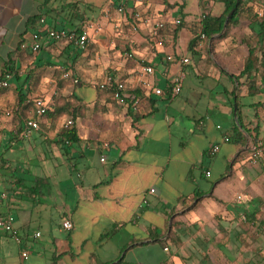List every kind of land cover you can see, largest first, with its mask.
I'll return each instance as SVG.
<instances>
[{"label":"crops","instance_id":"1","mask_svg":"<svg viewBox=\"0 0 264 264\" xmlns=\"http://www.w3.org/2000/svg\"><path fill=\"white\" fill-rule=\"evenodd\" d=\"M224 10L222 0H0V79L9 76L0 107L13 112L0 115V147H7L0 167L14 172L3 178L0 215L15 216L21 260L28 249L30 264H189L185 253L206 225L214 250L224 256L232 238L244 243L239 251L245 254L248 239L264 246V234L255 231L264 218V166L248 160L252 141L264 143L263 68L242 75L259 31L250 15L264 16V0H242L224 35H200L190 49L201 21ZM136 11L165 24L160 38L138 25ZM43 24L86 31L89 44L77 50L43 34L34 51L33 33ZM260 46L256 55L262 58ZM183 56L188 63L181 64ZM143 65L154 73L144 77ZM110 70L141 99L136 110L99 88ZM178 73L182 90L171 95ZM252 78L260 89L255 95L247 85ZM156 87L164 90L161 96L153 94ZM37 97L50 109L73 98L80 104L75 114L39 116ZM70 117L76 141L62 135ZM28 119L39 121L40 129L24 138ZM212 164L224 175L204 191L200 179L212 177ZM227 180L236 188L230 201L216 196ZM65 219L72 222L69 230ZM46 224L50 232L43 238ZM172 227L179 247L164 243ZM4 236L12 235L0 229L1 261L12 253Z\"/></svg>","mask_w":264,"mask_h":264},{"label":"built area","instance_id":"2","mask_svg":"<svg viewBox=\"0 0 264 264\" xmlns=\"http://www.w3.org/2000/svg\"><path fill=\"white\" fill-rule=\"evenodd\" d=\"M120 12H124V7L121 6L118 8ZM132 17L135 19V21L139 24L144 23L150 30V35L154 37L155 39H158L161 37L160 30L164 28L165 24L162 21L151 23L150 18H144L143 14L139 11L133 12ZM203 18H205V15H203ZM45 19L41 18V23H44ZM45 34L48 38L54 39V40H65L68 41L70 44H72L77 50H84L87 48L89 44V34L88 32H80L78 33L75 30H68L66 28H48L46 25H42L41 28L37 29L33 33V43H32V49L34 51H37L41 47V36ZM204 36V34H201ZM127 58H132L133 53L129 52L126 53ZM168 60L173 59L172 56L167 57ZM181 64H186L189 62V58L186 56L181 57L180 59ZM142 75L144 77H148L154 73V67L152 65H143L142 66ZM66 77L72 78L74 81H77V79H74L73 76H71L70 73L65 74ZM9 76H6L4 79H0V89L5 88L9 86ZM147 84V83H146ZM171 85H172V92L171 95H175L181 92L182 86H183V74L178 73L174 74L171 78ZM99 88L101 90H109L112 93L113 98L121 105H129L131 108L136 110L140 103L141 99L134 93L132 90L128 88V85L125 80H123L116 72L113 70L108 71L103 79L99 82ZM153 94L157 96H161L164 92V90L160 87L152 88ZM34 105L37 111V114L39 116L45 115L48 110L50 109V103L49 101H46L42 97H37L34 100ZM5 115L7 117L13 116V112L10 109H2L0 107V115ZM74 124V119L70 117L66 123L64 124V127H70ZM220 127V125H218ZM40 129V123L36 119H28L24 123V127L22 129L21 136L22 137H28L32 131L39 130ZM224 139L226 141L229 140V137L225 136ZM108 145V144H106ZM219 149V145L215 144L212 147V150L215 152ZM251 154L248 158V160L253 163H263L264 166V143L260 139H254L251 144ZM104 157L101 158L102 161H104ZM210 170H206L205 174L207 176L210 175ZM151 191H154V188L151 189ZM237 199H241V195H237ZM62 226L64 229H71L72 228V222L69 219H65L62 222ZM261 227L264 230V219L261 222ZM0 228L3 229L5 232L12 235V237L16 240L18 244L23 243V239L18 233V230L15 226V216L12 213H7L4 215H0ZM36 236L40 235V232L35 233ZM165 250H168L167 247H165ZM30 255V252L28 249H22L21 250V256L22 259H28Z\"/></svg>","mask_w":264,"mask_h":264},{"label":"rangeland","instance_id":"3","mask_svg":"<svg viewBox=\"0 0 264 264\" xmlns=\"http://www.w3.org/2000/svg\"><path fill=\"white\" fill-rule=\"evenodd\" d=\"M252 100V97H244L243 100L245 101ZM4 146L0 147V156H6L5 149L7 148L5 144ZM218 164H212V168L214 169L212 177L206 179L202 178L200 179L201 185L200 187L206 191L207 185L214 184L216 181L221 179L223 177V172L221 173L218 169ZM14 175L13 170L10 168H3L0 167V199L3 191H5L6 187L3 182V178L6 176H12ZM236 188H233L229 181L227 180L224 184L220 186V188L217 191V197H220L221 199H224L225 201H230L236 193ZM59 216H57L58 220ZM261 219L258 220V227L261 226L259 224ZM218 226V225H217ZM257 227V228H258ZM173 228V227H172ZM1 229V228H0ZM198 233L197 235V243L194 246L193 249H189L185 253L187 257H189V264H264V246H257V242L255 240H249L246 242V245L248 247L247 254L244 253V251L240 252L239 249L241 248V244L244 245L243 242H238V240L235 242V239H233V247L231 250H228V255H225L224 250H214V244H212V226L206 225L203 228L198 227L197 228ZM43 238H47L49 236L50 232V224L44 225L43 229ZM255 231L259 234H264V231H259L255 228ZM3 240L8 241L9 246L11 247L12 253L10 254V257L6 260L1 261L0 264H30L31 259H22L20 258V254L18 251V243L16 240L11 236V238L6 239V237H1ZM221 242L225 243V238H221ZM228 243V241L226 242ZM213 245V246H212ZM174 247H177L174 245ZM246 247V246H245ZM223 249V248H222ZM29 251V250H28ZM223 255L224 260H221V257ZM243 256V257H242ZM227 258V259H226ZM213 259L215 261H213Z\"/></svg>","mask_w":264,"mask_h":264},{"label":"trees","instance_id":"4","mask_svg":"<svg viewBox=\"0 0 264 264\" xmlns=\"http://www.w3.org/2000/svg\"><path fill=\"white\" fill-rule=\"evenodd\" d=\"M222 1H224V3H225L224 12L219 16H207L205 19H203L201 21V26L198 29V31H194L195 37L193 38V40L191 41V43L189 45L190 49H193L195 46H197L199 44L198 40H199V37L201 34H204L205 38L210 39V38H214L216 35H224L228 31L229 27L231 26V24L233 23V21L236 18V15L239 11V8L242 4V0H222ZM233 8H235L234 13L228 18L227 23H225L227 15L230 13V11ZM250 18L252 19V22H254L258 25L259 31L256 30L257 45L253 46L252 44H250V46H249V54L245 58V66H244V69L242 71V75L250 74L251 72L257 70V68L259 66H261L263 68L262 80L264 81V56L262 58H259L256 55V51L260 45H261L260 48L264 49V16L259 15L258 13H255V14L253 13L250 15ZM254 30H255V28H254ZM77 32L80 33L79 31H77ZM247 85H248V90H249L250 95H255L260 91V89H258L256 82L253 80V78L248 81ZM105 91H108L112 95L111 91H109V90H105ZM73 99L74 100L72 102L68 101L61 106H58L59 104H57L55 107H52L50 110H48L46 115H48L50 117H57V116H62L66 113L67 114H75L77 107L79 106V105L78 106H76V105L80 104V102L77 98H73ZM240 123H241V121L238 118V124H240ZM62 135L64 136V139H66L68 141H76L77 140L76 130L74 127H72V128H71V126L65 127L62 131ZM255 139H258V138H255ZM241 141L245 142V139L241 138ZM263 219L261 218L259 224H261ZM256 226L258 227V225H256ZM258 228L262 229L261 226ZM169 239L177 247H179L181 242H182L180 236L178 235V233L173 228H171V230L167 236V239H165L164 243H166V241Z\"/></svg>","mask_w":264,"mask_h":264},{"label":"water","instance_id":"5","mask_svg":"<svg viewBox=\"0 0 264 264\" xmlns=\"http://www.w3.org/2000/svg\"><path fill=\"white\" fill-rule=\"evenodd\" d=\"M234 10L229 14L228 18L233 14ZM228 18L226 19V22L228 20Z\"/></svg>","mask_w":264,"mask_h":264}]
</instances>
